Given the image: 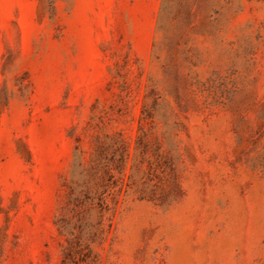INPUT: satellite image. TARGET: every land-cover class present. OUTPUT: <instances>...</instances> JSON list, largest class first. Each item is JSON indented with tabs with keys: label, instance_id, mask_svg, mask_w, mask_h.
<instances>
[{
	"label": "rangeland",
	"instance_id": "1",
	"mask_svg": "<svg viewBox=\"0 0 264 264\" xmlns=\"http://www.w3.org/2000/svg\"><path fill=\"white\" fill-rule=\"evenodd\" d=\"M0 264H264V0H0Z\"/></svg>",
	"mask_w": 264,
	"mask_h": 264
}]
</instances>
